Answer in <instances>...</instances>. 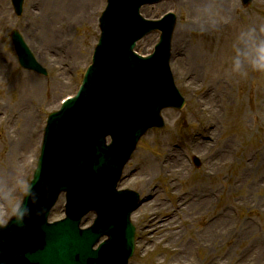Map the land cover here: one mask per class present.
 I'll use <instances>...</instances> for the list:
<instances>
[{"label":"rangeland","instance_id":"374dc122","mask_svg":"<svg viewBox=\"0 0 264 264\" xmlns=\"http://www.w3.org/2000/svg\"><path fill=\"white\" fill-rule=\"evenodd\" d=\"M35 1L26 0L23 15L17 17L10 0H0L3 220H8L15 204L21 202L23 188L31 178L27 165L30 146L25 149L21 145L23 137L30 138V131L39 123L35 116H46L58 108L65 95L76 90L99 38V0H78L76 4L74 0H39L38 6ZM203 4L209 8L204 19L213 18L215 23L206 20L204 25L190 28L188 20L198 17ZM169 9L178 16L171 65L187 104L183 110L163 112L165 126L141 138L126 167L121 186L131 187L145 198L132 215L138 238L131 264H264V73L249 70L246 77H241L231 71L232 45L238 32L246 26L264 25V0H253L245 7L239 0H222L215 8L208 0H168L147 6L144 13L157 18ZM14 28L23 33L37 59L48 68V78L18 65L11 40ZM157 40V33L150 34L140 42V51H151ZM191 48L203 55L195 60V70L188 65ZM33 98L43 107V114L30 102ZM195 112L205 120L210 136L206 141L198 136L201 128ZM30 117L35 118L34 123ZM171 150L178 157L170 159L163 170L144 171L152 160L165 159ZM195 155L201 159L199 168L191 162ZM137 165L144 166L137 171ZM151 188L155 197L147 196ZM189 192L207 206L185 210L184 217L192 216L191 221L176 220L180 222L177 232L182 234L179 243L172 245V238L161 230L151 239L148 229L155 220L164 219L167 210L184 201ZM233 205L239 208L240 218L231 209ZM54 211V218L63 216L60 204ZM219 211L231 215L223 235L218 234L215 221L204 224Z\"/></svg>","mask_w":264,"mask_h":264},{"label":"bare ground","instance_id":"6f19581e","mask_svg":"<svg viewBox=\"0 0 264 264\" xmlns=\"http://www.w3.org/2000/svg\"><path fill=\"white\" fill-rule=\"evenodd\" d=\"M211 2L212 7H216V5H220L222 4V0H208ZM227 1V0H225ZM61 2H64V0H61ZM75 4L77 2H79L78 0H74ZM84 2V0H82V3ZM81 5V4H80ZM68 9V6H67ZM66 9V10H67ZM208 6H206V4H203L200 9L197 11L198 13V17L197 18H190L188 20V25L190 26V28H192L195 24L196 25H204L206 23V20H208L210 23L214 24L215 22L213 21V18L210 19H204V16L208 15ZM70 11H72V9H70ZM191 16V15H190ZM203 57V55L201 53H199L198 51L194 50L193 48H191V52L189 54V60H188V65L190 66L191 70H195V60L199 59ZM219 60V58L214 59L213 62L216 63ZM29 120H33L32 122L34 123L35 118L30 117ZM29 140L30 138L23 137L22 141H21V145L22 146H28L29 145ZM174 150H171L170 152H173ZM224 151L223 150H217V154L220 155V153H222ZM174 156L173 153H170V157ZM218 156V155H217ZM168 160L161 162L158 160H152L151 163L146 166L144 169V171H146V173H154L156 172L155 170H161L163 168V166L168 165ZM178 170H180L178 168ZM180 173V172H179ZM179 177H182L181 174H176ZM231 191H234V188L231 187ZM185 199L184 201H181V203L177 204L174 208H170L169 210H167V213L165 215L164 219L158 218L155 220L154 225L151 226L148 229V232H150L151 238H155L156 233L161 230V231H166V235L168 237H171V244L172 245H176L179 243V239L182 237V234L177 232V228H179L178 226L181 223H185L186 221H191L192 216H189L187 218L184 217V212L186 211H193L196 208L199 209H204L207 206V203L205 205V201L204 200H198L195 198V193H187L185 195V197L183 198ZM192 203H187V202H191ZM184 202V203H182ZM162 203H165L164 201ZM164 205V204H162ZM187 206V208H185V206ZM146 208H149L151 206L150 204H146L145 205ZM166 207V206H164ZM198 213V212H197ZM210 217V216H209ZM231 215L229 212H222L219 213L217 215V218L215 219V225L216 227L219 229L218 230V234L223 232L222 235L224 234V232L227 231L228 227H229V222L231 220ZM180 219V222H176V220ZM231 234V233H230ZM176 248V247H175ZM262 254V258L264 259V249L263 251H261Z\"/></svg>","mask_w":264,"mask_h":264},{"label":"clouds","instance_id":"9594fccd","mask_svg":"<svg viewBox=\"0 0 264 264\" xmlns=\"http://www.w3.org/2000/svg\"><path fill=\"white\" fill-rule=\"evenodd\" d=\"M232 47L234 55L231 57V71L233 73L241 77H246L249 70L264 73V25L241 28ZM23 191L26 197L31 195V185L26 184ZM24 207L22 202H17L11 215L22 219ZM7 223V220L0 219V227L7 226Z\"/></svg>","mask_w":264,"mask_h":264},{"label":"water","instance_id":"95a60500","mask_svg":"<svg viewBox=\"0 0 264 264\" xmlns=\"http://www.w3.org/2000/svg\"><path fill=\"white\" fill-rule=\"evenodd\" d=\"M63 238H64L63 233H60L58 240H63ZM61 246H70V244L69 243H63Z\"/></svg>","mask_w":264,"mask_h":264}]
</instances>
